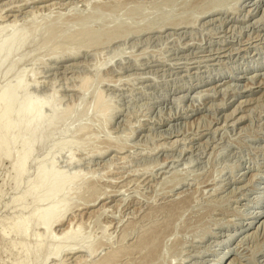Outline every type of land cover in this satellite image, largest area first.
<instances>
[{"label": "rangeland", "instance_id": "1", "mask_svg": "<svg viewBox=\"0 0 264 264\" xmlns=\"http://www.w3.org/2000/svg\"><path fill=\"white\" fill-rule=\"evenodd\" d=\"M263 22L264 0H0V28L29 32L8 76L24 71L29 99L55 96L60 113L74 111L31 158L81 177L51 235L77 231L95 255L62 254V264L114 250L106 264H264ZM84 30L100 44L62 41ZM49 35L68 46L34 53ZM96 91L110 103L105 117L89 111ZM83 125L87 135L75 136ZM10 160H0V264H37L44 230L31 225L21 237L11 227L48 204L37 203L40 192L22 200L36 166L14 189Z\"/></svg>", "mask_w": 264, "mask_h": 264}, {"label": "bare ground", "instance_id": "2", "mask_svg": "<svg viewBox=\"0 0 264 264\" xmlns=\"http://www.w3.org/2000/svg\"><path fill=\"white\" fill-rule=\"evenodd\" d=\"M33 1H35V0H33ZM215 7H216V5H215ZM76 21H78V20H76ZM81 21L79 23H81ZM99 21H101V20H99ZM117 21H118V19H117ZM114 22H116V21H114ZM32 23H35V21L31 22V24ZM94 24H97V23H94ZM74 25H77V24H74ZM81 25H82V23H81ZM91 25H93V24H91ZM9 26H7V27L6 26L5 27L1 26V28H0V71L2 72L0 74V79H1V81H3V82H1L3 84L0 87V160H2V159H6V160L7 159H12V160H10L11 161L10 168L12 169V171L14 172V175H15L14 176V189H18V187L20 186L21 179L27 173V170L29 168V164H34V166H36V167H35V175H34V177L32 179L31 188L29 189V191H27L23 195L22 200L25 199V196L30 197L33 193L40 192L39 193L40 194L39 198L37 199V203L38 204H43V203H47L48 204L45 208L44 207L40 208V206H38V207L34 208V210H31V212H29L28 215L21 216V217L17 218L16 221L12 224L11 231H13V233L16 236L21 235V237H23V236L27 235V231H26L25 228L28 229L29 228L28 226L36 224L37 226H40V228L42 230H44V233H43L44 235L42 237H40L39 235L34 237L35 247H34V251L31 252V255H33V262H36L37 264H47L48 260L53 261V263L55 261H58L59 262L58 264H60V263L62 264V261H63L62 256H61L62 254L65 255V256L66 255L68 256V255L74 254V253H85V254H87L86 257L88 255L92 256V254L95 253L94 248H92L93 245L84 246L82 243H81L82 245H80V242L84 238L82 239V238L78 237V235H77L78 232L77 231L66 230L64 233L61 234V236L58 239H55L57 237H52V235H51V227L53 225L54 226L55 225H60V223H62L63 216L66 213L65 212L66 211V209H65L66 205H67V203L69 201V198H71L72 195H73V194L71 195V192H70V196L71 197H69V195L66 193V190L69 187L70 188L74 187L73 186L74 184L76 186V183H79L78 177L79 178H81V177L80 176H78V177L73 176L71 178H66V176L63 175V173H59V172H57V170H55V167H54L55 165H54V162L52 160H49V161L47 160V162H39L36 159L37 160V162H36V160L33 159V160H35L33 162L32 159H31L34 156L33 154H34L35 150L39 151V150H41L43 148L45 139H48L52 134H54V131L56 130V126L58 128L60 123L63 121V118L68 119L72 115L71 113H74V111L73 110L71 111L69 108H67L64 112L60 113L59 110L56 109V107H55L56 106V103H55L56 100L54 98L55 96L47 98L45 101H38L36 99H29L27 97V94H26V87H27L28 84L27 85L25 84L26 73L24 71L19 73V74L14 75V77L12 75L8 76V74L10 72H13L15 67H18L20 65V63L23 62L24 58H26L25 55H24V57H23V55H20V51L24 50V48L26 47V42L28 40L27 36L29 35L28 31H27V33H28L27 36H26V31H22L25 28L21 29V30H17V28L14 27L15 25L13 27L10 26L11 28H9ZM79 27H80V25H79ZM35 29H36V27L33 28L32 30L36 31ZM49 30H50V28H49ZM67 30H69V29H67ZM87 30H84L85 31L84 33L78 31V32H76L77 33L76 34L75 32H73L71 35L69 34L70 36H66L65 35L66 38L64 37V39H62V38L61 39H62V41L64 40L63 42L67 41V43H70L71 45H73L75 43L76 44H81L80 42L85 41L84 39L87 38L85 36H90V37L87 38V41H85V42H88V46L92 45V47H93V45H99L100 44V40L98 42V39L96 41V38L91 37L92 34H93L92 33L93 30L89 34H88V32H89L90 29L88 30V32H87ZM63 31H65V30L62 29V32ZM59 32H58V34H60L59 36H61L62 34L59 33ZM52 33H50V34H52ZM31 35H32V33H30V36ZM94 36H97V35H94ZM59 38H58V35L57 36L56 35H54V36H50L49 35V37L44 39L45 40L44 41V46L42 47L43 44L41 45L42 48H40L39 44H37V46H38L37 49L36 50L34 49V51L32 49V51L34 53H38L39 50H42L45 47L46 53H47L46 56L53 57V56L56 55V53H58V52H56L57 50H59L61 48H62L61 50H63L65 47H62V46L67 45V44L62 45L63 42H61V40L59 41ZM88 39H89V41H88ZM41 41H43V40L41 39ZM109 41H111V40H109ZM81 45H83V44H81ZM85 45L87 47V43H85ZM101 45H103V44H101ZM77 46H79V45H77ZM89 47H91V46H89ZM72 51H71V54H69V55H72ZM24 52H25V50H24ZM33 52H32V54H33ZM23 53H21V54H23ZM25 53H27V52H25ZM30 54H31V52H29L26 55L29 56ZM75 54H76V52H75ZM10 77H13V81H9V82H12L13 84H9V82L7 81L8 79H10ZM89 80L90 79L83 80L80 83L79 90L82 91L83 94L85 93V91L87 92V90H88L87 88L89 86L88 85L89 84ZM108 81H109V79H108ZM100 82H102V81H100ZM100 91H102V90H100ZM20 99H22V100H20ZM92 100L93 101H92L90 107H88V108H90L89 111L91 110L92 113H94L95 115L101 116V117L107 116L109 111H110V105H109L110 103L108 104V102H106L104 100L102 92L96 91L95 94H94V98H92ZM43 110L44 111L47 110L48 114L43 113ZM87 111H88V109H87ZM87 111L84 112V110H83L84 114L86 113V115H87V113H88ZM93 118H94V116H93ZM97 119H99V118H97ZM108 121H110V120H108ZM63 123H64V121H63ZM93 124H94V122H93ZM100 124L102 125V123H100ZM68 126H67V128L63 129L60 134L59 133L58 134L59 135L67 134L68 131H69ZM63 127H66V126L63 125ZM86 127L87 126H84V125H83V127H78L77 130H75L72 133L75 136H81L82 133H84L83 136H86L87 133L85 135V131L88 130L87 129L88 127L87 128ZM88 134H89V132H88ZM83 140L85 141L84 138H83ZM88 141H89V139H87L85 142L87 143ZM80 145H82V144H80ZM53 149H56V146H51L50 148H48V151H52ZM86 149H87V147H86ZM120 149H122V148H120ZM77 179H78V181H77ZM88 189H89V187H88ZM69 190L70 189H68V193H69ZM71 190H73V188ZM77 190H75V191H77ZM75 196H78V194H76ZM69 203H70V201H69ZM91 206H93V204ZM76 232H77V234H76ZM83 242H85V241H83ZM23 243H25V242H22V252L28 257L29 253H30V250H29V248H27V245L25 246L26 243L25 244H23ZM66 244H70L72 246H76V248L74 247L75 248L74 249L72 246H70V247H72V249L70 247H69L70 249L67 247L68 249L65 250V248H66L65 245ZM114 251L112 253H115ZM116 252H118V251H116ZM111 254L108 257L106 256V257L102 258L99 262L96 261L97 263L96 262L95 263H90L91 261L89 262L88 259L87 260H83V259L78 257L74 261V264H88L87 262H89L90 264H106V261H107V259H109ZM115 254H117V253H115ZM93 255H95V254H93ZM107 263H108V261H107ZM15 264H21V263L20 262H15Z\"/></svg>", "mask_w": 264, "mask_h": 264}]
</instances>
